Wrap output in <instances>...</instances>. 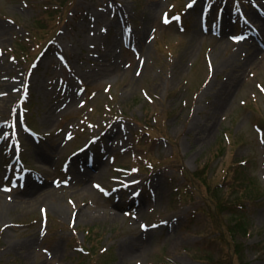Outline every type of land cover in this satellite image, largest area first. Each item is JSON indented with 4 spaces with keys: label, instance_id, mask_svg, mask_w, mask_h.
Returning a JSON list of instances; mask_svg holds the SVG:
<instances>
[{
    "label": "rangeland",
    "instance_id": "rangeland-1",
    "mask_svg": "<svg viewBox=\"0 0 264 264\" xmlns=\"http://www.w3.org/2000/svg\"><path fill=\"white\" fill-rule=\"evenodd\" d=\"M157 1L0 0V264H264L260 0Z\"/></svg>",
    "mask_w": 264,
    "mask_h": 264
},
{
    "label": "bare ground",
    "instance_id": "bare-ground-1",
    "mask_svg": "<svg viewBox=\"0 0 264 264\" xmlns=\"http://www.w3.org/2000/svg\"><path fill=\"white\" fill-rule=\"evenodd\" d=\"M148 3H149V6H150L149 8H151V9L158 10V9H160L162 7L161 4L157 0H148ZM257 5L260 6L261 11H263V13H264V8L262 7V6H264V0H260V3L257 4ZM262 28H263L262 29V34H263V37H264V26L263 25H262ZM226 44L227 43L224 42V45H226ZM252 46H254V45H252ZM191 49L192 50H196V48L193 45L189 48V51H191ZM259 51H260L259 48L254 47V53L252 55H250V57H249V59L252 60V62H254V63H256V62H264V60H263L264 59V53L262 52V50L260 52ZM258 52L260 53L259 55L262 54V57L261 58L257 54ZM69 96H71L72 98H76L77 95L74 94V93H70ZM40 159H41V163H46V161H47V159L44 158L43 155H41ZM101 163H100L101 167L104 166V164L102 165ZM89 174L90 173H87V175H86L87 178L89 177ZM33 187H36V188L40 189L41 191L43 190V188H44V190L46 189V187L41 188V187H38L37 185H34ZM48 189H51V188H47V190ZM89 190H90V186L88 184H85V185H83V187H81L79 189L78 193L87 192ZM29 193H30V191H27V195L24 194V193H22L21 197H18V200L15 201V204H10L8 202L7 203H4V205L0 209V217H2V215L4 213H8V212L12 211L16 207L17 204L18 205H22V206L25 204V207L33 208L38 203V199H40L43 195L44 196H43L42 199L48 198V197L45 196V193H42L40 195V197H36V196H31L30 197V194ZM52 194H54V193L51 192L50 195H52ZM59 206L62 207L61 200H59ZM59 206H58V204H55L54 205V208L56 210H59ZM134 244L133 245H127L128 250L124 251V257L135 256V255H138V254L140 255V253H142V251H140V249H139V246L136 245V243H134ZM135 246H137L138 248H136ZM27 247H28V245H27Z\"/></svg>",
    "mask_w": 264,
    "mask_h": 264
},
{
    "label": "trees",
    "instance_id": "trees-1",
    "mask_svg": "<svg viewBox=\"0 0 264 264\" xmlns=\"http://www.w3.org/2000/svg\"><path fill=\"white\" fill-rule=\"evenodd\" d=\"M206 180V179H205ZM205 185H207L208 186V183H207V181H205ZM209 191H211V190H209ZM218 195H214V203L216 204V206H217V208H218V212L220 213V212H222L224 209H225V206H224V199L223 198H221V197H217ZM236 202H240V201H238V200H236V201H234L233 203H236ZM233 206V205H232ZM239 206V205H238ZM237 206V207H238ZM242 207V206H241ZM229 210H231L230 209V207H229ZM232 211V214L233 215H236V213L239 211L237 208H234L233 210H231ZM231 219V218H230ZM242 219V218H241ZM234 220V219H233ZM231 221H232V219H231ZM235 221H237V219H235ZM245 224L243 221L241 222V224ZM243 227H245V226H243V225H240V226H234V227H231L230 229H229V231H230V233L231 234H235L236 233V231L237 230H241Z\"/></svg>",
    "mask_w": 264,
    "mask_h": 264
}]
</instances>
